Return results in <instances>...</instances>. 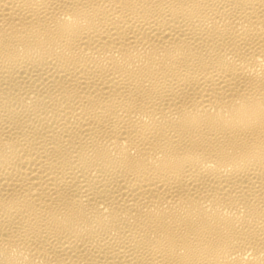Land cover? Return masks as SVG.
<instances>
[{
    "label": "bare ground",
    "instance_id": "1",
    "mask_svg": "<svg viewBox=\"0 0 264 264\" xmlns=\"http://www.w3.org/2000/svg\"><path fill=\"white\" fill-rule=\"evenodd\" d=\"M0 264H264V0H0Z\"/></svg>",
    "mask_w": 264,
    "mask_h": 264
}]
</instances>
